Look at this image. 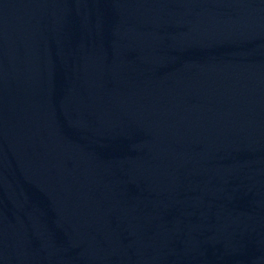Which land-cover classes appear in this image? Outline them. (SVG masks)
<instances>
[{
  "label": "water",
  "instance_id": "95a60500",
  "mask_svg": "<svg viewBox=\"0 0 264 264\" xmlns=\"http://www.w3.org/2000/svg\"><path fill=\"white\" fill-rule=\"evenodd\" d=\"M0 264H264V0H0Z\"/></svg>",
  "mask_w": 264,
  "mask_h": 264
}]
</instances>
